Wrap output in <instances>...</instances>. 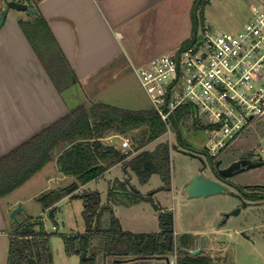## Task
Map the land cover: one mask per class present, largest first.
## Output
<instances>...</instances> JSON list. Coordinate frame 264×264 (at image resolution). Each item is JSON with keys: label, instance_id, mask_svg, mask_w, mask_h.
Instances as JSON below:
<instances>
[{"label": "crops", "instance_id": "1", "mask_svg": "<svg viewBox=\"0 0 264 264\" xmlns=\"http://www.w3.org/2000/svg\"><path fill=\"white\" fill-rule=\"evenodd\" d=\"M4 1L0 0V15ZM21 1L36 7V13L10 8L0 28V158L80 104L106 102L145 109L144 105L139 107L140 96L129 86L131 79L139 81L137 68L179 48L194 30L195 0ZM36 19L42 20L49 32L51 50L46 57L21 26L22 21ZM54 52L61 54L74 81L64 76L62 79L57 68L50 69ZM62 80L69 83L62 86ZM115 82L119 84L116 93L113 87H105ZM119 136L110 135L106 140L123 151L134 149L133 140L128 148H123L122 142L116 143ZM153 143L145 148L152 149ZM53 159L57 161V157ZM117 165L122 163L100 177ZM124 170L126 181L132 170ZM59 172L61 179L70 177L72 184L76 181L60 169ZM90 182L79 183L74 192L85 189ZM10 194L0 196V228L10 221V211L20 203ZM108 216L103 217L102 224L110 222ZM200 232L201 229L192 231Z\"/></svg>", "mask_w": 264, "mask_h": 264}, {"label": "trees", "instance_id": "2", "mask_svg": "<svg viewBox=\"0 0 264 264\" xmlns=\"http://www.w3.org/2000/svg\"><path fill=\"white\" fill-rule=\"evenodd\" d=\"M203 1H194L193 34L182 45H186L197 36L200 6ZM21 26L39 50L38 52L43 56L49 54L51 40L42 20L22 21ZM51 58L50 69L55 67L60 70L62 79L64 76V79L74 81V75L66 66L61 54L54 52ZM68 83L62 80V86ZM192 114L193 109L187 105L179 108L171 117L178 142L183 147H189V144L182 139L180 125ZM167 131V123L153 107L128 109L106 102L80 104L0 158V196L11 193L55 157H57L60 171L75 177L76 181L69 188L52 191L46 196L45 205L50 208V216H53L54 204L64 195L73 193L79 183L86 184L102 176L118 163H122L126 170L131 169L142 182H146L157 173L164 181L163 188H168L172 177V146L167 141H162L153 149L145 148L148 144L158 141ZM112 134L131 135L136 146L134 149L123 151L107 142V137ZM134 150L137 151L136 154H133ZM211 158L214 157L211 156ZM129 179L117 181L110 188L109 194L118 192L140 196L137 189L133 191L128 189ZM73 195L83 199L84 214L90 221L87 232L77 236H64L68 250L71 245L70 239H79V248L75 252L81 256L80 264H98V256L103 257L104 252L113 259L122 260L166 253V246L158 241L165 238L164 229L174 222L171 210L157 206L161 229L159 232L132 233L121 228L110 205L101 204L99 191ZM105 213L110 214L107 227L102 224ZM25 222L23 220L20 225H17L16 231L10 236L8 264H53V253L49 245L50 234L45 231L42 221L38 219ZM95 239L99 243H95ZM177 264L214 263L207 255H197L179 257Z\"/></svg>", "mask_w": 264, "mask_h": 264}, {"label": "rangeland", "instance_id": "3", "mask_svg": "<svg viewBox=\"0 0 264 264\" xmlns=\"http://www.w3.org/2000/svg\"><path fill=\"white\" fill-rule=\"evenodd\" d=\"M256 1L204 0L200 6L201 13H199L197 35H201L205 31L219 34L241 30L253 17L252 7ZM177 49L171 53L177 51ZM130 83L132 85L129 86L134 87L135 94L140 96L139 107L144 105V108H151V100L142 89L139 81L131 79ZM108 85L113 87L112 92L116 93V87L119 84L116 82L110 83L105 87H108ZM209 125L208 119L202 112L198 114L197 120L191 115L180 125L182 139L196 150L206 151V147L210 142L209 132L206 128ZM260 134L264 135V116L258 120L251 121L250 125L237 139L253 140L259 138ZM122 137V135L117 137L115 139L116 143L121 144ZM162 141H167L172 146V177L168 188H163L164 181L157 173L153 174L146 182H142L136 173L130 171V184L137 188L140 196L136 197L134 194L129 195L118 192L109 194L110 188L117 181H123L126 178L122 165H117L105 176L90 182L85 189L74 192L75 189L73 194L80 195L88 191H99L102 204L110 205L123 230L132 233H157L160 230L157 206L166 207L173 212L176 232L183 234L201 229L202 232L200 233L205 236L206 253L212 256L213 259H218V261L216 260L218 264H223L222 257L229 252L232 243L227 234L216 233L215 226L219 222H264V208L255 210L252 207H248L242 210L240 214L231 215L230 218H227L226 215L233 212L239 203V200L230 194V186H228L226 192L221 194L188 198L183 189L193 176L200 173L202 161L182 151L185 147L179 144L172 122L170 131L168 130L164 136L150 147L153 149ZM199 154L203 155L201 152ZM236 156L237 152H232L227 147L215 158H222V166L228 164ZM214 166L209 163L203 173L216 179L211 169ZM246 177L248 178L249 176L245 175L242 178ZM72 182L70 177L61 179L58 162L53 159L47 162L32 177L17 186L9 195L10 198L20 199L18 205H22L25 209V212H21L18 215L21 221L30 222L38 219L42 221L45 231L50 234L49 245L53 253V264H80L81 256L75 252L79 248V239H70L71 245L70 250H68L64 236H77L88 231L90 221L84 214L85 205L81 197L73 194L64 195L54 204L53 216L49 215L50 208L45 205L46 197L43 198V196H47L52 191L67 189L72 185ZM127 186L130 191H133L130 185ZM11 211L9 213L10 221L0 228V264H8L10 236L14 234L17 228V224L11 217ZM108 215V213H105L103 217L105 218ZM107 224L109 222H106L103 226ZM54 226H57V228L54 229ZM216 235L218 239L222 237L224 240L221 242L216 240ZM96 242L99 243L97 239H95ZM219 247L222 250H218ZM240 248L241 245L239 250ZM247 256L249 255H243L241 259L235 257L227 262L229 264H264L263 256L255 259ZM171 259L173 260V257ZM97 260L98 264H103L102 256H98ZM115 260L108 256L107 264H116ZM119 264H168V262L165 259L136 258Z\"/></svg>", "mask_w": 264, "mask_h": 264}, {"label": "built area", "instance_id": "4", "mask_svg": "<svg viewBox=\"0 0 264 264\" xmlns=\"http://www.w3.org/2000/svg\"><path fill=\"white\" fill-rule=\"evenodd\" d=\"M252 12L239 31H205L137 68L142 89L169 131L172 115L183 106L193 109L196 120L200 112L205 115L206 149L214 158L264 116V0H257ZM131 142L127 135L121 145Z\"/></svg>", "mask_w": 264, "mask_h": 264}, {"label": "flooded vegetation", "instance_id": "5", "mask_svg": "<svg viewBox=\"0 0 264 264\" xmlns=\"http://www.w3.org/2000/svg\"><path fill=\"white\" fill-rule=\"evenodd\" d=\"M263 146L264 135L261 134L259 138L253 140L236 139L228 148H230L232 152H237V156L228 164L221 166L232 165L230 170L231 175L229 177L222 176L219 172V168L216 166L217 162L222 158H211V155L207 150L198 151L190 145L189 147H185L182 151H187L186 154L190 152L196 154L201 152L203 154H200V156L204 159L206 166L203 168L202 164L200 170L202 173L207 169L209 163H211L212 166L215 164L211 169L213 170L216 179L227 183L228 186L231 187L230 194L239 200L238 207L235 209L238 212L237 214H232L238 215L242 210L248 207H252L255 210L264 208ZM245 175H248L249 177L242 178ZM164 231L165 238L158 242L166 246V253L162 255L152 254L139 259H165L168 264H177L179 257L197 256L192 255L191 251L200 247L202 237L204 249L198 255H207L212 258V256L208 255L205 251V236L201 233L193 234L191 232L178 234L175 230V222L170 226L168 225ZM215 232L224 233V235L227 234L229 239H231L232 245L230 250L222 257L223 264H229L227 261L235 257L241 259V256L243 255H249L247 257L252 259L262 258L261 256L264 257V222H219L215 226ZM215 239L220 242L224 240L222 237L218 239V236ZM240 245L241 248L239 250ZM183 248L190 251H185ZM218 250H222V248L219 247ZM171 257H173V260ZM212 260L214 264L217 263L216 260L218 261V259L215 260L213 258Z\"/></svg>", "mask_w": 264, "mask_h": 264}, {"label": "water", "instance_id": "6", "mask_svg": "<svg viewBox=\"0 0 264 264\" xmlns=\"http://www.w3.org/2000/svg\"><path fill=\"white\" fill-rule=\"evenodd\" d=\"M16 9L19 11H27L28 13H36L37 9L34 6H30L27 2L21 1V0H5L4 1V8L2 10V13L0 15V28L4 25V22L6 20V16L8 13L9 9ZM185 153H187V151H184ZM190 156H197V158H199L202 161L203 164V168H205L206 164L204 159L202 158V156H200V154H196L194 152H190L188 153ZM222 164V160H219L216 164L217 168H219V172L222 176L224 177H229L231 175L230 170H231V164L225 167H221ZM238 164V163H237ZM130 182V180H128ZM130 188L132 190H136L137 188L132 185L129 184ZM228 190V185L227 183L221 181V180H217V179H213L211 177L206 176L204 173H198L195 176H193L189 181L187 186L183 189V192L185 194H187L188 198H193V197H209L212 195H216V194H221L224 193ZM45 196H43V198H45ZM21 212H25V209L23 208L22 205H18L15 208H13L12 212H11V217L13 218L14 222L17 225H20L22 223V221L18 218V215ZM237 210H235L232 213H228L226 215L227 218H229L232 214H237ZM185 251H190L186 248H183ZM204 247H203V237L201 238V245L198 249L191 251L192 255H198L203 251ZM107 257L108 254L107 252L103 253V264H107ZM124 261H129V259H116L114 262L116 264H119L121 262Z\"/></svg>", "mask_w": 264, "mask_h": 264}]
</instances>
